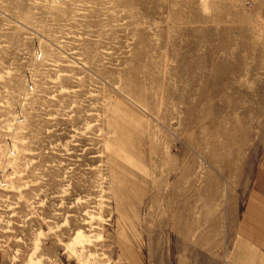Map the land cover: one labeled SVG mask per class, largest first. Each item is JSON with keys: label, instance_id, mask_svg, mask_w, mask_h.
<instances>
[{"label": "rangeland", "instance_id": "374dc122", "mask_svg": "<svg viewBox=\"0 0 264 264\" xmlns=\"http://www.w3.org/2000/svg\"><path fill=\"white\" fill-rule=\"evenodd\" d=\"M264 0H0V264H251Z\"/></svg>", "mask_w": 264, "mask_h": 264}, {"label": "crops", "instance_id": "0c3cea01", "mask_svg": "<svg viewBox=\"0 0 264 264\" xmlns=\"http://www.w3.org/2000/svg\"><path fill=\"white\" fill-rule=\"evenodd\" d=\"M252 183L249 193V208L247 226L252 228L253 250L256 252L255 262L251 264H264V164Z\"/></svg>", "mask_w": 264, "mask_h": 264}]
</instances>
